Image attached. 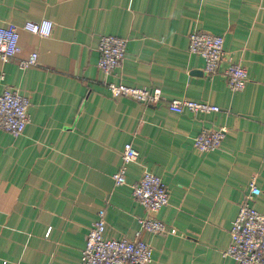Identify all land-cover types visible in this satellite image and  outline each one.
Here are the masks:
<instances>
[{
	"label": "crops",
	"instance_id": "0c3cea01",
	"mask_svg": "<svg viewBox=\"0 0 264 264\" xmlns=\"http://www.w3.org/2000/svg\"><path fill=\"white\" fill-rule=\"evenodd\" d=\"M48 18L47 36L22 28ZM18 27L20 51L0 60V93L29 99V122L14 137L0 130V264H78L84 238L100 211L105 236L140 238L147 264H235L222 251L247 182L251 205L264 214V0H0V26ZM222 35L224 55L213 73L188 50L192 30ZM126 39L121 65L97 66L101 35ZM33 50L39 63L20 68ZM239 62L245 86L231 90L225 69ZM152 89L143 103L112 97L107 83ZM215 104L192 115L168 99ZM224 127L218 148L199 152L193 137ZM125 142L138 151L125 182L112 174ZM147 168L168 189L156 217L174 234L141 229L146 210L130 184Z\"/></svg>",
	"mask_w": 264,
	"mask_h": 264
},
{
	"label": "built area",
	"instance_id": "2783aa9c",
	"mask_svg": "<svg viewBox=\"0 0 264 264\" xmlns=\"http://www.w3.org/2000/svg\"><path fill=\"white\" fill-rule=\"evenodd\" d=\"M53 26L51 19L39 21L28 20L22 28L31 34L47 36ZM18 27L11 22L0 26V60L5 62L20 51ZM126 39L105 34L97 43V66L107 72H114L121 65L125 53ZM188 50L199 54L204 60L203 69L213 73L224 55L222 35L206 30H192L188 35ZM39 63V52L33 50L18 61L20 68ZM225 75L231 90H241L245 86L246 70L239 62L229 61ZM112 97H128L133 100L150 103L163 98L159 87L148 89L123 83H107ZM29 99L12 89L5 87L0 93V130L16 137L20 135L29 122ZM167 107L174 112L187 110L192 115L199 112L218 111L219 107L202 101L190 99H168ZM225 128H204L193 137V146L199 152L212 151L219 147ZM138 151L125 142L122 148V163L112 174L116 184L125 182V164L136 161ZM131 195L146 210L143 217L138 218L141 229L150 233L174 234L175 228L168 226L155 215L168 201V189L160 177L144 168L137 180L130 184ZM257 191L256 175L252 174L247 182V191L242 197L237 214L229 229L230 242L222 251L235 264H264V214L251 205L253 194ZM105 221L100 211L98 219L85 234L84 246L78 264H147L152 260V248L140 238V230H136L133 238L105 236Z\"/></svg>",
	"mask_w": 264,
	"mask_h": 264
}]
</instances>
